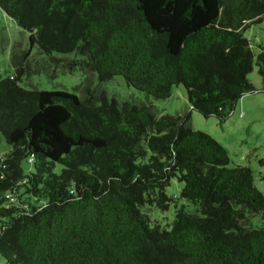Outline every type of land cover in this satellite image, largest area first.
<instances>
[{
  "label": "trees",
  "instance_id": "obj_1",
  "mask_svg": "<svg viewBox=\"0 0 264 264\" xmlns=\"http://www.w3.org/2000/svg\"><path fill=\"white\" fill-rule=\"evenodd\" d=\"M0 9L40 52L73 53L69 70L121 75L155 98L181 85L203 116L222 120L256 90L253 61L264 90V43L253 53L243 35L262 21L264 0H0ZM16 52L15 74L0 79L5 264H264V222L246 225L264 219V195L248 166H228L225 148L191 128L189 112L156 114L89 85L79 96L23 88ZM171 177L194 209L174 203L160 225L142 207L168 208Z\"/></svg>",
  "mask_w": 264,
  "mask_h": 264
},
{
  "label": "rangeland",
  "instance_id": "obj_2",
  "mask_svg": "<svg viewBox=\"0 0 264 264\" xmlns=\"http://www.w3.org/2000/svg\"><path fill=\"white\" fill-rule=\"evenodd\" d=\"M243 35L248 40L252 52L257 53L259 45L264 43V15L260 23L250 25ZM27 50L28 55L24 57ZM13 51H17V60L23 67L19 78V85L23 88L62 90L79 96L82 88L89 85L91 88L104 90L108 97L148 102L156 114L189 112L191 128L206 132L225 148L228 166H248L254 184L264 195V90L254 61L247 78L256 90L241 95L229 115L220 120L214 115L203 116L191 109L181 85H173L168 97L155 98L127 85L121 75L99 81L94 73L89 74L77 65L69 70L67 64L74 59L73 53L40 52L36 44L29 43L28 32L0 9V79L16 72L11 57ZM9 149L10 146L0 134V156H4ZM21 167L24 172L31 171L33 163L24 159ZM58 169L56 166L55 170ZM182 185L176 177H171L165 186V193L173 197L174 201L169 203L166 210L145 205L142 211L152 220H157L160 225L167 226L174 216V203L176 206L183 205L187 211H193V205L180 197ZM263 222L264 219L260 215H253L248 218L246 225L257 227ZM0 264H5L1 255Z\"/></svg>",
  "mask_w": 264,
  "mask_h": 264
},
{
  "label": "crops",
  "instance_id": "obj_3",
  "mask_svg": "<svg viewBox=\"0 0 264 264\" xmlns=\"http://www.w3.org/2000/svg\"><path fill=\"white\" fill-rule=\"evenodd\" d=\"M243 95V94H242Z\"/></svg>",
  "mask_w": 264,
  "mask_h": 264
}]
</instances>
